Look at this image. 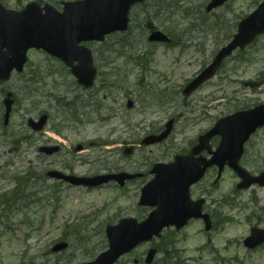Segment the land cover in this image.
Masks as SVG:
<instances>
[{
	"label": "rangeland",
	"instance_id": "374dc122",
	"mask_svg": "<svg viewBox=\"0 0 264 264\" xmlns=\"http://www.w3.org/2000/svg\"><path fill=\"white\" fill-rule=\"evenodd\" d=\"M0 1L9 9L22 10L34 0ZM67 1L70 0H41L57 10H62V2ZM262 1L232 0L212 15H207L206 6L210 0H156L159 17L152 21L153 24L167 33L175 29L180 32L188 30L183 38L188 41L183 43L186 49L156 46L154 50L150 47L155 52L149 62L150 74L138 67L126 66V57L119 58L117 55L112 58L114 63L108 66L105 64L104 47L101 44L90 45L99 71L108 73L112 68L132 71L127 79V85H130L126 89L121 87L107 98L104 96L106 92H99L93 99V107L82 109V100L77 102L79 96L88 100L89 95L75 84V79L61 62L41 52H30L26 76L36 71L34 74L38 72L46 77L45 96L48 95V99L42 107L36 113L28 112L30 102L24 100L23 90L27 82L18 75L0 85V91L8 88L18 100L9 126L5 127L3 98L0 95V199L13 195L24 198L17 204L18 210L9 212L0 207V264H66L70 259H73L71 264H82L95 260L108 249L105 236L108 224H115L124 217L142 220L148 216L149 209L139 207L138 203L143 186L152 179L150 171L154 164L171 162L176 154L184 153L199 135L210 130L219 119L246 110L256 103H264V83L254 89L244 84L248 81L262 82L264 78V36L252 47L236 52L224 63L218 76L186 102L182 92L172 90L169 94L176 92L177 95L172 97L174 102L170 100L169 104L166 103V109L162 108L163 104L150 101L151 106L147 105V110L142 113L140 103H137V109L128 110L125 98L127 92L138 98L141 95L140 83H156V97L166 86L184 88L230 42L238 22L255 11ZM132 13V35L137 38L136 43L142 39L140 27L144 15L140 8ZM145 44L137 45L135 54L139 55L138 59L149 51ZM105 55L108 57V52ZM110 81L114 82L115 78ZM97 88L98 84L94 90ZM57 98L72 109L60 106ZM30 101L33 102V99ZM185 103L190 106H184ZM97 104L102 106L101 113L95 111ZM77 109L78 119H74L69 111ZM40 112L51 116L43 136L65 146L60 154L52 157L28 151L26 143L20 142V138L28 137V119L38 118ZM171 118H175L177 123L166 142L153 147H140L144 137L159 131ZM125 121L132 125L131 129L126 130ZM12 134H15L14 137ZM80 144L86 149L77 152L75 148ZM217 144L215 139L213 147ZM132 147L134 152L124 155L123 149ZM62 163L74 166L75 172L80 175L113 170L137 171L144 176L124 190L114 184L96 190L62 186L57 194H52L49 186L55 182L47 179L46 171L56 169ZM242 163L252 174L264 171V128L258 130L247 143ZM32 171L46 177V180L41 182L36 177H29ZM216 176L217 170L209 171L205 181L195 187L194 196L199 197L204 192L208 197L211 192V198H207V212L218 208L214 200L218 203L229 197L233 207L222 206L220 212L231 221L219 224L218 229L211 233L203 230L201 221L192 222L188 229L174 236L179 255L173 262L180 258L184 264H264V247L250 254H246L242 247L244 238L256 222L262 221L264 227V188L253 187L235 192L239 178L233 171L226 168L218 185L213 186ZM28 199L38 201L30 203ZM7 226L11 229L6 230ZM62 237L67 238L70 248L61 254L52 253L53 246ZM154 243L162 246L166 241L156 240ZM150 245L139 247L133 254H146ZM169 252H172V247ZM133 254L124 257L118 264H135L134 259L139 257ZM161 258L159 254L157 261ZM222 258L227 262H222Z\"/></svg>",
	"mask_w": 264,
	"mask_h": 264
},
{
	"label": "water",
	"instance_id": "95a60500",
	"mask_svg": "<svg viewBox=\"0 0 264 264\" xmlns=\"http://www.w3.org/2000/svg\"><path fill=\"white\" fill-rule=\"evenodd\" d=\"M141 1L143 0H85L66 3L63 13L57 12L49 5L44 7V13L35 3L30 4L22 12H13L6 10L0 4V81L8 79L14 69L22 71L28 50L37 48L66 62L78 82L86 88H91L97 71L93 67L91 52L81 47L80 43L103 41L106 35L125 31L128 27L130 7ZM226 1L214 0L207 10L210 12ZM262 34H264V2L257 11L240 23L238 33L231 43L219 52L213 64L185 90V93L190 94L212 78L227 57L239 47L244 49ZM150 40L167 41V38L162 33L156 32ZM5 104L7 108L5 123L8 124L13 101L8 99ZM129 107L132 105L129 104ZM47 121L48 116L44 115L39 123L33 120L29 123L34 130L41 131ZM262 126H264L263 106L251 111L239 112L219 121L210 133L200 138V145L193 149L188 157L177 158L173 165L157 166L158 170L154 171L157 176L143 189L141 201V205L157 207V210L142 224L138 225L135 220L129 219L121 221L115 227H109L107 234L110 249L100 255L96 261L86 264H114L123 254L130 252L138 244L152 240L155 235L159 236L164 227L176 225L180 229L189 219L202 217L204 201L193 203L189 196V189L213 164L220 166V177L224 165L229 162L243 180L238 186L239 189L249 188L254 183L264 186V173L254 178L239 166L244 144ZM172 127L171 121L162 135L149 137L144 144L162 142L170 135ZM214 136H221L222 140L217 151L213 153L210 140ZM205 149L214 155L211 161L195 158L196 154ZM59 150V147H44L41 152L53 155ZM49 175L57 179L64 178L75 185L88 187L100 186L112 180L122 186L126 180L136 177L119 174L94 178H69L58 172H51ZM203 217L209 230L210 219L208 216ZM263 243L264 230L259 229H253L252 235L245 241L249 249H254ZM67 247V243L59 244L53 252L63 251ZM155 254L156 250L150 251L147 264L153 262Z\"/></svg>",
	"mask_w": 264,
	"mask_h": 264
},
{
	"label": "flooded vegetation",
	"instance_id": "af4514ba",
	"mask_svg": "<svg viewBox=\"0 0 264 264\" xmlns=\"http://www.w3.org/2000/svg\"><path fill=\"white\" fill-rule=\"evenodd\" d=\"M38 80L35 79L33 81H31L28 86H27V94H26V98L28 99H33V103L32 104V108L29 110L30 113H36L37 110H39L42 105L44 104V99H45V84L44 83H38ZM131 96H128V98H130ZM41 113H39L38 115H40ZM37 115V116H38ZM38 119V118H37ZM30 130V129H29ZM29 140L27 141V149L28 151H32V152H39L40 148L42 146H46V145H54L55 143L52 142V140H49L48 138H46L45 136H43L44 132H40V133H36L33 132L32 130L29 131ZM61 148H63V146L61 145ZM56 169H59L60 171L67 173L69 175H75L77 174L75 172L74 166L72 167L71 165L62 163V165ZM31 175H35V173H31ZM79 175V174H77ZM40 179H44L43 176L40 177ZM56 184L58 185H63V186H70L69 184H67L64 181H59ZM203 195H206L204 192L201 193Z\"/></svg>",
	"mask_w": 264,
	"mask_h": 264
},
{
	"label": "trees",
	"instance_id": "16d2710c",
	"mask_svg": "<svg viewBox=\"0 0 264 264\" xmlns=\"http://www.w3.org/2000/svg\"><path fill=\"white\" fill-rule=\"evenodd\" d=\"M100 76H101V79H102V82H103L102 89L104 90L105 89V85L108 83L109 77L107 76L106 73H103V72L100 73ZM70 262H71V260L68 261V263H66V264H69ZM159 264H170V263L166 259H163L161 261V263H159ZM175 264H178V263H175Z\"/></svg>",
	"mask_w": 264,
	"mask_h": 264
}]
</instances>
